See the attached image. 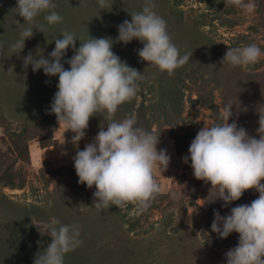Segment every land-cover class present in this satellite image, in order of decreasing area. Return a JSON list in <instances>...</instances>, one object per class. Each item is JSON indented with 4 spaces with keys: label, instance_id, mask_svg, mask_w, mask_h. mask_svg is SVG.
I'll return each mask as SVG.
<instances>
[{
    "label": "rangeland",
    "instance_id": "obj_1",
    "mask_svg": "<svg viewBox=\"0 0 264 264\" xmlns=\"http://www.w3.org/2000/svg\"><path fill=\"white\" fill-rule=\"evenodd\" d=\"M85 1L53 0L62 21L49 24L44 18L48 12L38 15L31 25L34 35L18 54L11 46L20 39L21 27L29 25L22 24L24 19L18 15V0H0L3 11L6 3L12 7L5 18L0 16V170L9 166L25 179L22 188L0 183V264H34L36 255L25 260L27 248L26 252L21 245L16 250L4 245L10 237L9 226H18L25 215L36 230L35 224L53 218L62 225L80 227L83 244L68 253L66 264H226L225 253L238 245L239 233L225 238L236 239L237 244L221 243L222 238L211 229L214 212L228 215L232 207L250 204L259 193L246 190L239 200L223 207L224 201L216 199L218 193L211 190L210 182L196 179L190 159L185 163L183 158L190 155V144L202 127L218 120L224 123L222 114L229 102L234 103L229 123L236 122L259 138L256 109L264 108V56L247 68L233 67L222 59L229 47L255 43L264 51V0H243L246 7L240 8L226 7L225 0H182L178 5L181 17L175 19L180 18L187 28L173 33V42L190 59L172 76L139 57L138 50L144 46L141 41L134 49L136 39L127 44L117 40L118 26L126 19L131 21L130 13L142 7L138 0L135 9L127 0H107L104 9L98 0L91 7ZM211 2L216 3L214 8L209 7ZM64 30L77 37V48L90 37L111 38L113 52L130 67L141 69L145 83H137L134 106L144 100L149 117L155 114L151 132L160 136L158 150L165 149L170 156L168 168L155 171L161 193L145 211L129 203L120 209L116 206L115 213L101 215V209L95 207V186L88 188L78 182L73 160L75 133L65 124L59 125L55 114L48 111L58 88L46 97L51 86L55 87L49 85L51 76L44 75L43 69L33 73L31 65L26 70L23 66L30 51L48 58ZM71 51L69 47L66 55ZM158 74L166 82L158 80ZM171 97L178 103L174 105ZM164 104L172 106L167 115L162 113ZM46 114L51 122L43 121ZM120 115L114 120L126 117V113ZM104 117L97 114L90 119L79 141L80 150L94 141L101 127L106 130L111 121L106 113ZM10 200L16 204H8Z\"/></svg>",
    "mask_w": 264,
    "mask_h": 264
},
{
    "label": "clouds",
    "instance_id": "obj_2",
    "mask_svg": "<svg viewBox=\"0 0 264 264\" xmlns=\"http://www.w3.org/2000/svg\"><path fill=\"white\" fill-rule=\"evenodd\" d=\"M98 3L101 9L105 8L106 0ZM225 4L246 7L243 0H225ZM55 8L53 0H18V15L24 19L22 24L29 26L21 27L20 39L11 46L14 53L22 52L25 41L34 35L31 25L38 15L48 12L44 18L49 24L62 21ZM154 8L151 0H147L142 11L131 12V21L126 19L118 26L117 40L127 44L138 39L144 45L138 50L139 57L172 76L190 56L180 54L168 32L167 21ZM76 39L73 33L64 30L62 38L55 39V48L48 58L30 51L23 58V66L26 70L31 65L34 72L43 69L47 76L58 75V91L48 111L55 114L59 125L63 123L75 133L72 143L77 152L73 160L78 182L88 188L95 186V207L107 210L116 205L120 209L131 203L145 211L161 193L155 171L158 167L165 171L170 156L167 150H158L160 136L137 126L134 114L121 121L113 119L123 103L137 96V80L142 74L113 52L111 38L90 37L79 48ZM69 47L75 54L66 61L70 65L66 69L62 60ZM262 56L261 47L251 43L229 47L222 63L247 68L260 62ZM233 104L225 106L224 123L204 126L198 131L188 149L190 155L183 159L185 163L190 159L196 179L210 182L211 190L218 193L216 199L224 201L223 207L239 200L246 190L255 189L259 193L250 204L232 207L228 215L215 211L211 229L220 238L239 233L238 245L225 253L226 264H264V108L260 105L256 109L257 139L236 122L229 123ZM104 113L111 121L106 130L101 127L94 141L80 150L79 141L84 138L90 119ZM35 225L42 236L51 237V242L42 254L37 253L34 264H64L66 254L83 244L81 229L76 224L62 225L53 218Z\"/></svg>",
    "mask_w": 264,
    "mask_h": 264
},
{
    "label": "trees",
    "instance_id": "obj_3",
    "mask_svg": "<svg viewBox=\"0 0 264 264\" xmlns=\"http://www.w3.org/2000/svg\"><path fill=\"white\" fill-rule=\"evenodd\" d=\"M81 1H85V0H81ZM89 2L88 6L91 7L93 6V0H87ZM142 7L140 6L139 8L136 9V12L142 11L143 6L145 5V3L147 2V0H138ZM86 2V1H85ZM107 3V0H106ZM151 3H153L155 5L154 11H156L160 16H162L166 21H167V28H168V32L172 37V40L175 38V36L173 35V33L179 34L184 32V29L187 27H183L181 22H180V18L179 19H175L177 17H181V10H179L178 5L182 3V0H173L172 3H170V0H151ZM116 3H113V6ZM126 4H128L129 6H131V8L135 9V0H127ZM216 6V3H210L209 7L210 8H214ZM11 5L10 3H6V5L4 6V10L0 9V12H3L0 16L1 18H5L6 14H8L9 12L6 10H11ZM89 10V9H88ZM60 11V9H59ZM7 12V13H6ZM181 13V14H179ZM3 15V16H2ZM6 21V20H4ZM9 22V21H7ZM181 36V35H178ZM139 40L136 39V44H135V48L134 49H138L137 47V43L139 44ZM77 45V44H76ZM79 48V47H78ZM74 51H71L69 53V55L67 54L64 59L62 60V63H64V66L66 69H70V65L66 63V61L68 59H70L73 55H74ZM140 67V66H139ZM181 68V67H180ZM178 68V69H180ZM177 69V70H178ZM138 71H141L140 68L137 69ZM176 70V71H177ZM160 71V70H159ZM161 72V71H160ZM33 73H36L33 71ZM175 74V73H174ZM45 75V73H44ZM158 80H164V82H166V78L162 76V74H158ZM51 82L49 85H55L51 86V91L50 93L46 92L45 96L48 97L50 96L52 93H54L55 90H57V82H58V75L57 76H51ZM176 79H179V75L177 74ZM145 83L143 78H140L139 80H137L138 82ZM162 83V82H159ZM176 91V88H174L171 92V95L174 96V93ZM39 96L41 97V95L39 94ZM15 99V98H14ZM171 100L173 101L172 103L177 104L178 102L176 101L177 99H175L174 97H171ZM136 101V99H132L130 102H125L123 103L119 108L118 111L114 114L113 119L115 118H119L121 115L120 114H125L126 116L129 114H134L137 118V122L138 125L140 127H143L144 129L151 131V125L154 122L155 118L153 117V115H155L154 113H152L149 117V110H148V106H145L144 104V100L141 101V104L135 108L134 106V102ZM14 104V102H13ZM212 106V105H211ZM171 104H164L162 107V113L163 115H167L169 113L168 109H171ZM215 110H217L216 106H212ZM104 115V114H103ZM102 114H98V117L101 118H105ZM123 118L125 117V115L122 116ZM121 118V119H123ZM120 119V120H121ZM51 122L52 118L50 117V115H47L43 117V121H48ZM104 121V120H103ZM107 121V120H106ZM104 121V122H106ZM217 123H221L222 122L220 120L217 121ZM28 151V150H27ZM0 172H2V174L0 175V183H3V185H9L11 187H19L22 188V186L24 185L25 179L22 178L20 173H13V168H10L9 166L3 170H0ZM15 178H19V180H16ZM19 181V182H17ZM5 198H7L5 196ZM13 200H10V202H8V204H13ZM194 203V202H193ZM154 205V204H152ZM17 208V207H16ZM16 208L14 211H16ZM115 209H117L116 205H112L110 208H108L107 210H101L102 213L101 215L103 216L104 214H106V211L111 212V213H115ZM24 214V213H23ZM28 216H24L22 222L16 226V227H10V229H8V236L10 235V237L4 242V245L10 247V249L16 250V249H20L18 248L19 245H21V248H23V250L26 251V248L29 250V256L25 258L26 261H31L32 257H34V255H37L38 252L41 251V254L43 252L42 247L46 248L47 245L51 242L49 240L48 236H42L39 231L36 230V228L30 224L28 222ZM133 225V224H132ZM19 227L21 228V231H19ZM5 228H8L5 227ZM17 228V229H15ZM7 230V229H6ZM221 243L224 244H237L236 243V239L234 241L222 238ZM27 252V251H26ZM68 253L66 254L65 258H64V264H66L65 262H67L68 259ZM90 264V263H89ZM92 264V263H91ZM101 264V263H100ZM132 264H136V262L132 263Z\"/></svg>",
    "mask_w": 264,
    "mask_h": 264
}]
</instances>
